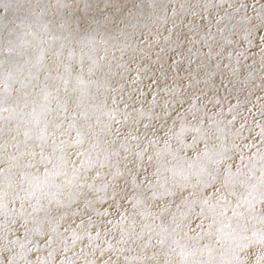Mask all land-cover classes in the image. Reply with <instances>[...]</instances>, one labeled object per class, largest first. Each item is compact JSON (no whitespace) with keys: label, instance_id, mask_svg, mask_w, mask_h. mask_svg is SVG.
<instances>
[{"label":"snow or ice","instance_id":"1","mask_svg":"<svg viewBox=\"0 0 264 264\" xmlns=\"http://www.w3.org/2000/svg\"><path fill=\"white\" fill-rule=\"evenodd\" d=\"M73 6L57 0L55 7ZM134 7L136 15L106 4L87 29L62 16L57 36L40 23L39 0H0L2 13L12 14H0V120L16 121L7 130L11 140L0 143V152L14 151L0 164L18 176L15 187L0 180V264H264V102L251 99L264 101V0H142ZM143 19L171 23L163 45L141 32L135 49L143 52V75L155 67L149 80L158 91L150 95L134 87L139 66L131 87L114 86L109 78L124 73L113 72L103 39L114 29L139 31ZM38 29L48 40H39L34 57L16 62ZM155 47V62L145 64ZM5 64L12 68L3 71ZM27 65L21 86H38L43 99L30 113L27 103L20 111L6 103L8 81ZM52 89L74 93L77 110L69 111L68 98L53 110ZM53 111L54 119L42 118ZM89 111L97 124L107 117L102 127L113 139L106 147ZM160 119L162 136L151 123ZM5 172L0 168V177Z\"/></svg>","mask_w":264,"mask_h":264},{"label":"rangeland","instance_id":"2","mask_svg":"<svg viewBox=\"0 0 264 264\" xmlns=\"http://www.w3.org/2000/svg\"><path fill=\"white\" fill-rule=\"evenodd\" d=\"M65 3L68 4H73L75 6H73L71 8V11L68 12L66 9H59V11H57L56 9V3L57 0H39V3L43 6V16L40 17V23L42 24H47L49 26V30L59 36L61 35L60 29H59V24H60V19L63 16L65 19H67L70 23H72L73 25H76L77 23H80L81 21H83V27L85 29L88 28V18L94 15H97V9H103L105 7L106 4L111 3L112 5H115L117 8L122 7L124 12H127L129 9H132L133 11V15L138 14V10L134 7L135 5L139 4L142 2V0H64ZM163 2L165 4H167L168 0H163ZM179 2V0H178ZM191 3H203V0H190ZM36 3V0H33V4ZM85 5H90V7H88L87 9L85 8ZM178 6V3H177ZM39 12L40 10L36 11V15L39 16ZM0 14H3L7 17V19H12V14L11 13H2V10H0ZM161 15H163V13H161ZM168 15L170 16L171 13L169 12ZM120 13L117 12L115 17H112V19H116L119 18ZM102 24L104 23H109V27H111L110 22H106V21H101ZM133 23H135V21H133ZM147 23L148 27L145 28L143 27V24ZM95 27V26H93ZM119 27L123 28L124 25L123 23H121L119 25ZM166 27H171V23L169 22L167 25L161 23V24H156L151 20H147V19H143L141 22V26L139 31H133L132 28H129L127 31V35H121L117 30H113L111 33H109L108 35H105L103 37V39L105 41H107V49H108V56L110 59H112L113 62V72H123L124 75L123 77L121 76H114V77H110V81L114 84V86L119 87V84H117V81H120L122 83L128 84L130 85V80L129 77H135L137 75V67H140V74H141V82L137 83L134 87H138V88H142L144 89L145 93L147 95H150L151 92L153 91H158L157 88L153 87L150 85V80L149 77L152 76V71H155V67L153 68L152 71L148 72V74L145 76L143 75V70H144V65L141 64V61L143 59V52L139 51V50H135L137 49V45L140 44V34L142 33H148V32H152L153 35L151 37H146V39H151V40H159L160 44L163 45V37L165 35H167V32L165 31ZM38 32V36L37 39L35 40H31V38H29L31 40V42L27 45H24L22 48L18 49V51H22L26 53L25 57H21L19 55L15 56V61L23 64L24 59L28 58V57H34V55L38 54L36 52L37 49V45L39 43L40 39H43L45 41L48 40V37L41 32L39 29L37 30ZM92 35V37L97 41V43L99 44L100 42V37L96 36L95 33H90ZM64 35H67V32L64 33ZM131 45V47H124L125 45ZM42 47L47 48V43H44L43 45H41ZM89 47H91L92 45H88ZM121 47H124V51L121 52L120 49ZM159 51V47H155L151 50V61H145V64H149V63H154L156 60V55L155 53ZM76 52H77V56H79V52H80V48L77 45L76 47ZM103 54V53H101ZM67 55V50L65 49V56ZM114 57V59H113ZM4 57L0 56V59H3ZM167 59V58H165ZM44 63L46 65H49V67H52L53 70H55V65L52 62V57L50 56H45L44 58ZM73 64L75 67H79L78 63L76 61H73ZM116 64H123L127 66V71H125L124 68H117L115 65ZM31 66L27 65L25 66L21 72H16V76L13 80L8 81V85H9V90H10V95H8L7 101L6 103L11 105L12 107H16L17 111H20L21 109H24V105L27 103L30 106L25 109L26 113H30L31 112V104L32 103H36L37 105L43 103V99H42V94L40 92V88L38 86H27V87H22L20 81L23 80L25 77H27L29 75V68ZM164 67H167L166 64H164ZM9 68H12L11 64H5L3 71H7ZM14 72L16 71L14 68L12 69ZM33 74L35 73V70L33 69ZM159 74V73H157ZM41 80L43 79V73H39ZM181 75L183 76L184 74L181 73ZM87 78V77H86ZM186 80V77H185ZM169 83H171V76L169 77ZM201 87H203V83H201L200 85ZM211 86V85H210ZM131 87V85H130ZM91 95L96 97L97 101H102L103 100V93L101 92V94L97 95V90L95 88L91 89ZM118 95V94H117ZM164 94L161 93L158 97H157V101L159 104H163L165 103L167 97H164L163 99L161 97H163ZM68 98L69 99V111H75L76 109V104H75V94L74 93H69L68 97H66L65 93L63 92V90H61L59 93H57L55 91V89H52V99H51V103H50V107L55 110L57 103L59 101H63L64 99ZM143 99V98H141ZM252 104H256L257 106L264 102V101H257L256 97L253 96L252 98ZM18 101V105L17 102ZM89 103L88 100H85V104ZM108 104L109 107H111V97L109 96V100H108ZM9 105H6L9 106ZM140 105H137V107H139ZM186 106V105H185ZM121 107H123V105H121ZM249 107H251V105H249ZM80 111H83V109H80ZM157 112H159V109L156 110ZM2 115L4 117H8L9 113L8 112H4L2 113ZM89 115L91 117L90 122L94 127L95 132L97 133V136L99 137V142L101 144V147H106L107 145L104 143L105 140H111L113 139V137L111 135L108 134L107 130L103 129L102 124L104 122L107 121V117L105 116H101L100 120H101V124H97L96 123V117L93 116L91 114V111H89ZM25 118H29L27 115L25 116ZM42 118H46L48 120H52L55 118V112H49L46 113ZM78 122L83 125L85 122L80 119L79 117H77ZM144 122H149L147 120H145ZM151 123H153V125L155 126L156 129L160 130V135H163V125H164V121L163 119L160 120H153ZM169 124H171V121L168 122ZM249 123H251V121H249ZM0 127L4 128V133L0 134V143H4L6 141H10L11 140V135H9L8 133V129L12 128L13 130L16 127V121L15 120H0ZM125 131V129H122V132ZM256 132L259 131V129H255ZM14 135V132H13ZM57 135H59L57 133ZM72 136H75V132L72 133ZM22 139V137H21ZM65 139H67V137H65ZM92 141H88L86 140L84 143V148H88L90 146V143ZM257 143H259L258 138H257ZM161 145H162V141H161ZM10 151H14V149L9 146L5 151L0 152V156L6 155L7 152ZM36 151L38 152L39 149L37 148ZM50 151V149H49ZM252 151H255V149H252ZM72 159H75V157H71ZM26 159V158H23ZM9 167V165L7 163L4 164H0V168H4L6 169L5 172V176L4 177H0V180H2L5 184H7L8 180H11L13 186L15 187L16 183L18 182V176H17V170L13 169L12 173H8L7 172V168ZM28 171L31 172H36V169H29ZM40 171H43V168H40ZM17 207H18V202H17ZM173 211H175V207H173L172 209ZM207 223V221H205V224ZM194 226V225H193ZM79 247V246H78ZM78 250V249H77Z\"/></svg>","mask_w":264,"mask_h":264}]
</instances>
